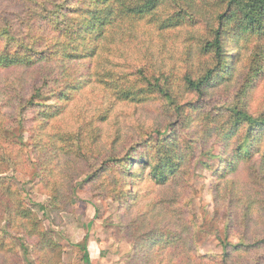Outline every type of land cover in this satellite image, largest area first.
<instances>
[{
	"label": "trees",
	"instance_id": "16d2710c",
	"mask_svg": "<svg viewBox=\"0 0 264 264\" xmlns=\"http://www.w3.org/2000/svg\"><path fill=\"white\" fill-rule=\"evenodd\" d=\"M167 43L183 49L174 63ZM262 82L264 0H0V264L60 261L5 176L41 175L46 155L119 203L129 264H264V104L251 108ZM215 89L229 103L213 105ZM134 112L152 124L110 123ZM212 161L209 191L238 242L201 256L187 177ZM46 185L53 211L57 184Z\"/></svg>",
	"mask_w": 264,
	"mask_h": 264
},
{
	"label": "rangeland",
	"instance_id": "374dc122",
	"mask_svg": "<svg viewBox=\"0 0 264 264\" xmlns=\"http://www.w3.org/2000/svg\"><path fill=\"white\" fill-rule=\"evenodd\" d=\"M182 51L183 49L179 46L172 51L170 44L167 43L163 49V58L166 63H174L176 59L180 58ZM232 56L233 54L230 55V57ZM262 84L264 86L263 82ZM214 91L209 94V97L214 98L213 105L229 103L225 99L231 98V94L226 90L220 92L219 89H215ZM261 104H264V88L260 89L259 87L252 96L251 108L254 110ZM124 111L125 115L130 114L129 109H124ZM125 115L119 120L113 118L110 123L113 125L117 122L119 129L136 123L144 124L146 127L152 124L151 118L146 119L143 112H134V117ZM14 136L15 139L20 138L24 142L27 141L25 134H20L15 130ZM44 160L48 162V166L45 172L39 176L37 175L38 170L32 165L22 166L18 172L8 171L5 176L13 179L26 206L35 212L41 220L43 229L53 236L55 242L60 244L62 249L58 264H129L133 253L131 245L120 237L122 211L119 209V203L111 198H105L102 192L106 190L99 191L97 187L95 189L93 186L88 187L84 183L85 175L72 181L71 175L65 174V170L61 169L63 158L55 160L46 155ZM58 163L61 166L59 165L57 171L55 167ZM214 163L216 161L210 163L211 169L209 170L197 165L187 177L193 191L187 213L189 220L195 225L194 239L197 253L201 256L220 255L225 239L232 243L238 242L237 236L226 235L225 220L222 215L225 212L223 201L215 205L209 191ZM41 177H46L44 179L50 185L53 182L57 184L55 189L61 202L58 209L51 211L48 195L50 187H47V181L46 184L40 182ZM158 191L164 190L156 189L157 195ZM146 202L148 201L140 203L136 208L142 209ZM13 235L15 239L20 238V235L16 233ZM48 258L52 259V261L48 259L50 264H57L58 260L53 254L48 255ZM30 262L32 259L25 261L11 255L7 259V264H29ZM39 262L41 264L43 259Z\"/></svg>",
	"mask_w": 264,
	"mask_h": 264
}]
</instances>
